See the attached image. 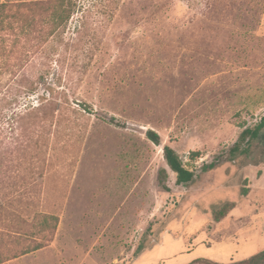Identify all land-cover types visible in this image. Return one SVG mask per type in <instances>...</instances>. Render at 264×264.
<instances>
[{
    "label": "rangeland",
    "instance_id": "rangeland-1",
    "mask_svg": "<svg viewBox=\"0 0 264 264\" xmlns=\"http://www.w3.org/2000/svg\"><path fill=\"white\" fill-rule=\"evenodd\" d=\"M83 3L85 27L79 11L59 51L43 44L26 64L35 78L51 70L14 106L19 141L0 137V264H231L263 251L264 132L247 155L229 151L264 117V0ZM165 145L191 184L176 183Z\"/></svg>",
    "mask_w": 264,
    "mask_h": 264
},
{
    "label": "trees",
    "instance_id": "trees-1",
    "mask_svg": "<svg viewBox=\"0 0 264 264\" xmlns=\"http://www.w3.org/2000/svg\"><path fill=\"white\" fill-rule=\"evenodd\" d=\"M83 2L81 0L0 1V76H9L6 83L0 80V137L3 140L10 134L16 136L19 141L17 132L20 130V122L25 115L16 112L14 106H19L23 98L37 92L39 86L47 81L50 74V66H47L48 69L43 70L37 78H35V73L29 76L27 72L25 74L24 71L33 57L31 55L38 54L43 44H51L52 53L58 52L61 47L59 44L64 41L67 25L72 16L79 11H83L84 14L80 28L85 27L87 15L83 10ZM36 9H40L45 14L39 20L34 16ZM43 25V28L37 27ZM49 56L51 55L46 57L47 61H51ZM14 60H17V63H13ZM43 67H46V64H43ZM28 77H31V80H27ZM263 132L264 117L254 128L243 130L238 141L229 151L230 158L235 160L240 155H247L251 142L258 140ZM147 137L154 144L160 145V136L156 132L149 130ZM163 152L168 167L176 174V183L183 186L191 184L196 178L195 172L185 166L179 154L171 146L165 145ZM199 154L198 152L191 153V159H195ZM218 165L219 161H216L207 167L204 166V170L215 169ZM164 174L165 171L162 172V176ZM162 186L167 189L163 182ZM10 204L11 202L7 201V197L0 191V215L7 212ZM215 214L216 220L220 219L218 213ZM219 214L224 216L226 213L221 210ZM2 227L3 223L0 222V229ZM1 233L2 231L0 235ZM142 249L138 248L140 252ZM206 261L208 260L196 259L189 264H209ZM231 264H264V250L248 259Z\"/></svg>",
    "mask_w": 264,
    "mask_h": 264
}]
</instances>
